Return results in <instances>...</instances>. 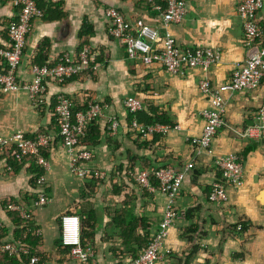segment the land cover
Masks as SVG:
<instances>
[{
	"label": "crops",
	"instance_id": "0c3cea01",
	"mask_svg": "<svg viewBox=\"0 0 264 264\" xmlns=\"http://www.w3.org/2000/svg\"><path fill=\"white\" fill-rule=\"evenodd\" d=\"M242 1L184 0V19L168 27L177 46L181 50L213 51L219 61L208 71L186 70L179 76L168 74L158 65L146 66L140 59H128L124 44L107 33L105 9L114 8L131 23L143 21L159 26L154 46L161 50L160 15L149 0L38 1L43 16L31 21L16 71L18 82L29 83V67L38 62L35 59L40 48L45 47L41 60L48 66L62 54L75 57L85 45L80 37L84 24L91 27L88 46L94 53V68L90 74L45 82L41 106H34L25 92H0V136L14 132L26 138L49 134L53 140L46 149L49 171L44 174L49 202L40 209H35L36 201H32L37 200L39 189L33 187L30 162H19L12 170L4 153L11 155L13 148L0 150V226L6 233L4 242L14 241L16 229L1 206L3 201L12 200L39 230L38 250L46 264H77L65 255L63 247L58 249L61 218L76 216L82 221L93 212L94 239L85 248L93 254L92 263L130 264L133 250H138L136 236L144 231L152 237L157 232L168 200L166 195L149 192L129 178L128 171L143 170L142 163L148 161L152 167L171 166L182 177L181 194L175 203L178 217L167 238L170 255L165 264H264V140L243 135L246 128L257 124V112L264 105V75L256 90L226 94L225 125L209 149L193 143L203 131L202 111L212 106L199 83L207 80L219 87L229 82L235 68L247 59L243 27L237 16ZM262 1L256 21L264 34ZM20 9V0H0V51L8 48L7 27ZM59 94L69 97L76 107L97 101L106 106L103 117L96 120L99 142L89 147L94 153L91 168L104 172V179L71 173L72 157L61 145L54 113ZM131 96L144 103V110L148 107L164 114L171 128L147 139L136 134L123 105L124 99ZM112 118L118 121L113 132L109 128ZM231 154L242 162L243 184L229 187L227 203H211L212 187L222 177L216 160ZM117 212L119 215L113 216ZM133 218L144 220L145 228H136L123 241L119 231H125V224ZM239 223L245 227L241 232L236 229Z\"/></svg>",
	"mask_w": 264,
	"mask_h": 264
},
{
	"label": "built area",
	"instance_id": "2783aa9c",
	"mask_svg": "<svg viewBox=\"0 0 264 264\" xmlns=\"http://www.w3.org/2000/svg\"><path fill=\"white\" fill-rule=\"evenodd\" d=\"M38 1L40 0H20V12L7 27L8 48L0 51V58L4 63V71L0 72V92L2 94L25 92L34 106H41L44 103L45 82L64 81L94 68L91 65L94 53L88 45H84L75 57L62 54L54 65L30 66L31 79L29 83L20 84L18 82L16 71L26 48L31 21L43 16V10L39 7ZM149 2L153 10L160 15V28L163 30L161 50L154 46L159 37V26L143 21L131 23L125 20L116 9H105V17L109 23L107 33L111 38L124 44L128 59H140L146 66L152 64L161 66L172 76L183 75L186 70L192 69L208 71L217 64L219 57L213 51L181 50L168 30L170 24L179 23L184 19L186 14L184 0H149ZM262 7V0H243L237 8V16L242 23L244 32V45L248 52L245 62L235 68L231 80L219 87H214L207 80L199 83L201 93L208 96L212 102L210 108L202 111L204 127L201 136L193 140V143L201 149H209L217 133L225 125L228 105L226 94L252 92L261 83L264 75V34L257 25L256 16ZM262 37L263 40L259 42ZM123 105L127 113L131 115L144 109V103L132 96L125 98ZM73 107V102L69 97L63 94L56 95L54 113L61 145L72 157L69 169L71 173L82 178L92 176L104 179V172L91 168L90 163L94 159L93 150L80 145L79 140L85 135L86 128L93 121L103 117L106 106L97 101L85 109L74 110ZM256 116L257 124L246 128L243 135L256 141L264 140V105L258 110ZM130 126L143 139L151 138L159 133H166L171 128L169 125L158 123L144 125L134 117ZM117 127L118 121L112 118L110 130L113 132ZM52 141L49 134H37L33 138H26L21 132H14L6 137L0 136V150L14 147L18 157L36 156V164L45 174L49 170V164L39 153L42 149L49 148ZM216 166L222 177L214 183L209 200L211 203L224 204L229 200V187L238 188L243 184V165L237 155L231 154L219 157L216 160ZM128 176L139 187L149 192L162 193L168 199L159 229L151 237L145 250L131 260L130 264H165L170 255V251L166 250L167 238L178 217L175 203L181 194L182 177L171 166L152 167L148 170H130ZM152 177L158 182L157 187L151 184ZM36 185L39 192L34 205L44 207L49 202L44 191V178L40 177ZM7 210L18 213L20 218L25 221L30 220V216L17 204L9 205ZM240 227L241 223L237 224L236 229ZM60 232L61 246L69 250V256L73 261L78 264H93L92 252L81 245L80 220L77 217L63 216ZM0 255L10 258L28 257V264H46L35 256L30 257L28 248L20 240L0 244Z\"/></svg>",
	"mask_w": 264,
	"mask_h": 264
},
{
	"label": "trees",
	"instance_id": "16d2710c",
	"mask_svg": "<svg viewBox=\"0 0 264 264\" xmlns=\"http://www.w3.org/2000/svg\"><path fill=\"white\" fill-rule=\"evenodd\" d=\"M16 19V18H15ZM14 19V20H15ZM13 21V20H12ZM83 30L80 34V37H83V44L88 45V37L91 34V27L87 24L83 25ZM45 47L40 48L39 50V54H37V58L35 59L36 61L38 60L37 63H34L33 65L35 66H43L42 64V60L44 58V54H45ZM42 59V60H41ZM40 60V61H39ZM95 62H98V58L97 61L95 60ZM94 62V63H95ZM92 65V64H91ZM91 70L89 69L88 71L83 72L82 75H86V74H90ZM72 78V77H71ZM92 103H88L86 105H80L79 107L74 106L73 109L74 110H78V109H85L88 108ZM131 117L130 118H135L138 122L144 124V125H152L155 123H161V124H170V122L167 120V117L164 114L159 113L158 110L155 109L152 110L151 108L147 109H143L141 112L135 114V115H131L129 114ZM96 121H93L85 130V135L79 140L80 145L82 146H86V147H90V146H94L99 142V135H97L96 133ZM33 138V137H32ZM13 148V152L11 153H4V157L7 159L6 163L7 166L10 167V169L15 170V166L17 165V163L19 162H23V163H29L31 164L32 167V176H33V180H32V184L34 189L37 188L36 182L37 180L44 176V172L42 171V169L36 164L37 161V157L36 156H32V157H18L17 156V151L15 150L14 147ZM39 155L44 158L45 160L47 159V155H46V149H42L39 153ZM149 168H152V165L150 164V162H144L142 163V169L143 170H148ZM153 168H159V167H153ZM94 182H98L97 180H93ZM151 184L154 187L158 186V182L156 181V179H154V177H152L151 180ZM45 194H48L47 192ZM32 201H36V199L32 198ZM26 202V201H25ZM17 204L16 202H13L12 200H5L2 203V210L5 212L6 217L8 220H10L13 225L15 226V231L13 233V240L17 241L20 240L22 241L26 247L29 250V255L30 257L35 256L37 257L41 262L45 263V258L42 255V253L39 252L38 247L40 244V239L39 237H36L32 234V232L35 230L30 222V220L25 221L22 220L19 216L18 213L15 212H9L7 210L8 206L10 204ZM26 205L28 206V203H26ZM115 215H119V212L115 213L113 216ZM143 221V222H142ZM96 223V219H95V215L93 212H89V214H87V217L85 219H83L82 221H80V240H81V245L83 248H87V246L91 245L94 239V226ZM144 220L142 219H134L132 221H129L125 224V231H119L120 232V236L123 239V241L127 240V235H129L130 233H134L135 229L138 227H144ZM244 226L243 223L241 224V228H239V230H237L238 232H241L244 230ZM128 229V231H127ZM144 231H142V233L140 235H138V237L136 236L134 242L135 245L138 247V250H133V253L131 255V260L135 259L136 257H138L143 250H145V248L148 246L151 237H150V233H144ZM6 236L5 231H3V229L0 228V244L5 243L3 240ZM138 238V239H137ZM62 248L61 243L58 244V249ZM65 249V248H64ZM65 255H69V250L65 249ZM28 257H19V258H10L6 255H0V264H28Z\"/></svg>",
	"mask_w": 264,
	"mask_h": 264
},
{
	"label": "rangeland",
	"instance_id": "374dc122",
	"mask_svg": "<svg viewBox=\"0 0 264 264\" xmlns=\"http://www.w3.org/2000/svg\"><path fill=\"white\" fill-rule=\"evenodd\" d=\"M92 161H93V160H92ZM92 161H91V162H92ZM91 164H92V163H91ZM91 164H90V165H91ZM48 171H49V170H48ZM46 173H47V172H46ZM42 177L44 178V176H42ZM130 179L135 183V181H134L132 178H130ZM44 180H45V178H44ZM37 189H38V188H37ZM46 196H47V195H46ZM48 200H49V199H48ZM10 205H15V204H10ZM17 206L20 207V208H22V207L19 206V205H17ZM34 207H35V209H37V208H39V209H40V208H43V207H37V206H35V205H34ZM44 207H45V206H44ZM75 217H76V216H75ZM77 218H78V217H77ZM61 219H62V218H61ZM78 219H79V218H78ZM79 220H80V219H79ZM240 228H241V227H240ZM237 230H239V229H237ZM60 233H61V232H60ZM32 234L36 236V235H38V234L40 235V232H39V230L35 229V230L32 232ZM5 243H7V242H5ZM3 244H4V243H3ZM77 264H78V263H77Z\"/></svg>",
	"mask_w": 264,
	"mask_h": 264
}]
</instances>
